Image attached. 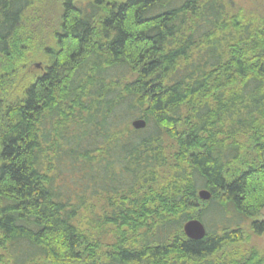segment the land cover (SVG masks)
Listing matches in <instances>:
<instances>
[{
	"label": "trees",
	"instance_id": "1",
	"mask_svg": "<svg viewBox=\"0 0 264 264\" xmlns=\"http://www.w3.org/2000/svg\"><path fill=\"white\" fill-rule=\"evenodd\" d=\"M32 5L0 0V264H264L242 249L264 231V19L62 0L45 45Z\"/></svg>",
	"mask_w": 264,
	"mask_h": 264
},
{
	"label": "rangeland",
	"instance_id": "2",
	"mask_svg": "<svg viewBox=\"0 0 264 264\" xmlns=\"http://www.w3.org/2000/svg\"><path fill=\"white\" fill-rule=\"evenodd\" d=\"M33 5L31 13L28 15V26H31V22L36 21L34 28L35 41L37 43L50 44L54 40L52 34L57 30L60 17V6L62 0H32ZM89 0H74L79 6H85ZM109 2H120L124 0H108ZM226 9L229 12L240 13L239 15L246 17L247 19L260 20L264 19V0H222ZM227 6V7H226ZM38 45V44H37ZM36 45V47H37ZM34 55L29 59L27 68L21 72L18 76L17 82H20L25 76L26 72L30 74L39 75L43 71V62L41 60V52L36 49ZM30 56V55H29ZM1 72V71H0ZM11 74V72L7 73ZM6 74V75H7ZM6 75L0 73V105L3 107L4 102L11 101V77H8L9 81L6 85ZM2 109L0 108V111ZM264 221V211L258 218ZM243 223H246L243 222ZM248 223V222H247ZM246 223V224H247ZM246 242L242 245V249H248L249 247L255 248L264 258V231L261 234L255 235L250 230L246 231Z\"/></svg>",
	"mask_w": 264,
	"mask_h": 264
},
{
	"label": "water",
	"instance_id": "3",
	"mask_svg": "<svg viewBox=\"0 0 264 264\" xmlns=\"http://www.w3.org/2000/svg\"><path fill=\"white\" fill-rule=\"evenodd\" d=\"M130 124L134 129H141L145 126V121L142 118H135L131 120ZM198 196L202 200H208L210 193L205 189H201L198 191ZM182 229L185 236L191 240L202 239L205 235V227L198 219H190L186 221L183 224Z\"/></svg>",
	"mask_w": 264,
	"mask_h": 264
}]
</instances>
